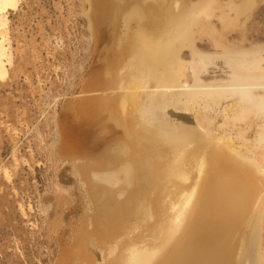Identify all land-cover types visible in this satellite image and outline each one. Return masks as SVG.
Returning <instances> with one entry per match:
<instances>
[{"label": "bare ground", "instance_id": "6f19581e", "mask_svg": "<svg viewBox=\"0 0 264 264\" xmlns=\"http://www.w3.org/2000/svg\"><path fill=\"white\" fill-rule=\"evenodd\" d=\"M20 1L0 0V80ZM150 1L90 0L96 47L107 26L116 39L121 25L137 30L115 42L82 84L87 95L56 122L54 153L73 163L94 209L54 264H100L89 245L102 264H264V44L246 33L257 0ZM234 32L239 40L227 39Z\"/></svg>", "mask_w": 264, "mask_h": 264}, {"label": "rangeland", "instance_id": "374dc122", "mask_svg": "<svg viewBox=\"0 0 264 264\" xmlns=\"http://www.w3.org/2000/svg\"><path fill=\"white\" fill-rule=\"evenodd\" d=\"M262 2L256 1L248 17L247 43L258 40L264 44ZM91 5L90 0H21L16 10H9L14 54L7 76L0 80V264H54L62 249L59 244L70 246V229L83 225L93 212L94 205L73 174V163L62 161L54 153L56 122L69 102L87 95L81 93V86L92 72L103 70L110 48L116 44L121 47L131 28L135 32L137 26L123 30L121 25L117 39L116 30L111 33L107 26L103 41L96 47ZM228 35L231 41L239 40V32ZM15 39L19 41V53ZM196 41L211 50L206 38ZM170 117L177 125L195 127L192 118L187 122ZM248 138H253L252 133ZM116 145L112 141L107 147L114 153ZM62 172L71 180L58 181ZM99 173L101 179L93 178L102 185L105 171ZM57 193L64 195L58 200L59 206ZM53 222L59 226L50 232L47 225ZM56 236H62V243L55 241ZM261 242L264 244V229ZM86 249L97 263H103L99 249L91 245Z\"/></svg>", "mask_w": 264, "mask_h": 264}]
</instances>
